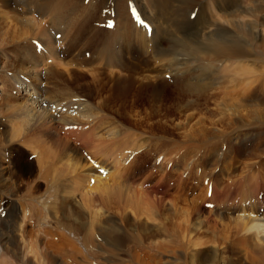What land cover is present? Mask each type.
Instances as JSON below:
<instances>
[{
  "label": "rangeland",
  "instance_id": "rangeland-1",
  "mask_svg": "<svg viewBox=\"0 0 264 264\" xmlns=\"http://www.w3.org/2000/svg\"><path fill=\"white\" fill-rule=\"evenodd\" d=\"M49 1L58 2L65 15L72 11L89 16L77 27H60L64 51L55 36L49 44L53 52L34 37L36 28L28 22L31 15L22 7L23 0L0 1V12L7 14L0 16V174L16 170L24 177L15 185L0 179V192L7 194H0V220L7 211L16 215L21 228L15 232L22 250L18 258L32 264L38 259L46 264L52 259L53 264H252L231 229L237 219L247 217L264 224V60L253 55L257 68L250 69L248 85L239 89L231 76L220 73L228 68L222 70L223 65L211 61L214 58L207 60L202 51L188 56L190 50L177 48L183 44L189 49L193 40L203 42L201 36L211 28L225 26L221 19L226 12L206 0H172L154 15L144 10L152 21L138 4L145 5L144 0ZM213 1L216 5L218 0ZM27 4L31 9L44 6ZM130 4L151 26L150 37L132 22ZM111 10L116 25L108 30L104 27ZM24 50L42 62L27 74L18 70V55ZM34 75L41 77L39 83ZM25 82L47 102L45 108L38 103L57 133L63 136L70 129L78 151L80 141L90 140V146L79 151L82 158L70 153L76 159H66V167L46 156L40 173L32 125L12 112L14 104L25 102ZM54 103L59 108L48 106ZM16 133L17 138L12 136ZM27 133L34 143H21ZM115 140L118 145H113ZM88 157L91 167L81 173L78 168ZM93 176L107 186L116 181L107 190L111 196L94 188L86 192L95 184ZM79 177L82 183L76 187L71 180ZM21 199L29 200L24 213ZM31 214L34 220L43 214V220L28 225ZM37 230L42 232L39 248L45 258L34 256L29 247L24 257L23 244L34 242ZM260 238L249 240L250 246L263 244Z\"/></svg>",
  "mask_w": 264,
  "mask_h": 264
},
{
  "label": "bare ground",
  "instance_id": "bare-ground-1",
  "mask_svg": "<svg viewBox=\"0 0 264 264\" xmlns=\"http://www.w3.org/2000/svg\"><path fill=\"white\" fill-rule=\"evenodd\" d=\"M36 1H38V0H23V2H21V3H22V7L26 11V13L31 15V19L28 22L30 23V25H32V27L36 28L35 30H33L34 31V37H40L39 41L44 42L45 46L52 44L51 38H53L58 33H62V31H60L61 30L60 27H62V26L64 27V26H67L70 24H72L73 26H76V24L86 22L89 19V16L82 17V16L77 15L76 13H73L72 11L67 12V15L71 14V17L68 18L67 15L64 14L65 11H62L61 5L58 2L51 5V2L50 1L48 2V0H39V1H41V4L44 5L43 7H35L33 9L26 7V5H28L27 3H29V2H30V5L35 4L37 6H40L41 4L40 3L37 4ZM144 1H145V5H142V2H139V1H138L139 2L138 4L141 7L144 16L147 17L148 19H150L151 21H152V19H151L150 15H148V14L153 13V15H154V13H157V12L161 13V10L168 8L172 2V0H144ZM203 1H205V0H203ZM206 1H208L209 5H214L213 7H215V6L221 7L222 10L226 12V13L223 12L224 13V16L222 15V17H224L223 19H221L222 17L219 18V19L223 20V25H225V26L224 27H218L217 29L214 30V27L211 28L212 26L209 25V27L208 26L207 27L211 28L210 31H208L207 33H204L201 36V37H203V42L201 41L199 44H197L193 40L192 45L189 49L187 48V46H185L183 44H179L177 48H179V50H181L183 52H186V49L190 50V53H187L188 56H193L192 53L195 55V54H198L199 51H202V53H204L206 55L207 60L214 58L211 61H216L220 65H223L221 68L222 70H224L223 69L224 66L228 68L227 73L222 72V71L220 73H222L224 75L231 76L232 77L231 83L235 84V87H239V89H240V87L244 83H246V85H248L250 78L246 79V77L251 75L250 69H255V67L257 68L258 63H254V62H256L254 56L256 58H258L259 60H264V0H242L243 5L241 7L239 6V2L241 0H218V1H216L217 2L216 5H215L213 0H206ZM8 5H10V4H8ZM71 5H73V4L71 3ZM87 5H88V3H87ZM87 5H85V7H87ZM15 10L17 12V9H15ZM144 10H146L147 12H150V13L147 14V12H144ZM219 13H221V12L219 11ZM1 14L2 13L0 12V16H2V15L6 16L7 15V14L6 15L5 14L1 15ZM80 15H83V14H80ZM4 16H3V18H4ZM219 16H221V15H219ZM35 18L40 20L41 22H35L36 21V20H34ZM6 19H9V18H6ZM10 19H12V17H10ZM27 20H29V18ZM11 21H14V19H12ZM15 21H18V20H15ZM8 22L9 21H7L6 23H8ZM21 23L23 25H28L27 22L22 21ZM21 23H19V24H21ZM2 24H5V23H2ZM49 26L52 27L53 30L50 29ZM10 27H12V26H10ZM226 27L227 28L232 27L235 29V31L230 32ZM74 30H76V29L74 28ZM72 31H73V29H72ZM7 32L9 33V30L6 29V32L4 35H6ZM15 33L18 35L16 30H15ZM78 33H80V31ZM192 34H193L192 36L195 35V33H192ZM67 39H69V38H67ZM47 47L50 48L51 51L54 50V48H52L54 46H52V45H49ZM26 49H28V48H26ZM49 53L51 54V52H49ZM118 53H120V52H118ZM18 56L20 57V61H21V63H20L21 67L18 68V70L19 71L24 70L26 72V74L30 68L33 70L34 69L37 70L38 69L37 67H39L42 63L37 58L38 55H35L30 50H27V51L24 50L22 53H19ZM51 56H52V54H51ZM222 56H224V58H222ZM40 78L41 77H39V75H34V77H33V79L35 80L36 83H39ZM253 78H254V80H256L255 77H253ZM25 84H26V82H25ZM206 86L210 87L209 82H208V84H206ZM21 90H22V88H21ZM22 91L23 92L21 94L23 95L25 102L23 105H21L22 104L21 103L20 104L21 106H18L19 104H17V103L14 104L15 106L12 109L15 111H12V112H16V114L19 115V117H21L22 120H24L25 122H28V124L32 125V130H33L32 135L34 137V142H35L36 146H38L40 148L38 158H37V164H38L40 173H44L45 159H47L46 156L49 158L51 157V160L57 159L58 162H60V164H65V166L67 163L66 159H68V160L69 159L72 160L73 158L76 159V157L72 158L70 153L76 152L81 157V152H79V151H81L84 148H87L86 146H90V140L85 139V140L80 141V139H77L81 143L78 147L81 150L78 151L77 147L74 145L75 140H73V135H72V132L70 131L69 128H67L69 130H67V132L63 136H61L60 132L57 133L56 132L57 130H54V128L52 127L51 122H53V121H50V119H48L50 115L43 109V108H45L43 105L44 102H43V99H40L41 96H40V93L38 92V89L33 85L30 86V85L26 84V87H24ZM38 102H40V104H42L43 108H41L39 106ZM8 110H10V109L8 108ZM32 119H33V121H31ZM46 123H48V124L46 125ZM104 123H106V122H104ZM59 125H60V122H59ZM62 125H61V127H62ZM70 125H71V123H70ZM57 126H58V124H57ZM64 128H66V127H64ZM56 129H59V128L57 127ZM58 131H60V129ZM83 131H84V129H83ZM80 133H82V132H80ZM76 135H78V134H76ZM80 135L84 136L85 133H84V135L83 134H80ZM12 136H15L17 138L20 136V134H18V133H16L15 135L12 134ZM30 136L31 135L28 133H27V135L21 136V139H20L21 143L25 144V145H27L29 143H34L33 140L30 139ZM127 136H128V134H127ZM112 137L116 138V139H120L121 136L119 137L117 134H113ZM118 144H119V142L116 140L113 142V145H118ZM46 145H48V150H46ZM43 149H44V152L45 153L47 152V154H49V155L46 154L44 156L43 155ZM76 156H78V155H76ZM84 157H85V159L87 158L86 156H84ZM81 158H80V160H81ZM90 158L88 157L89 160L88 159L85 160V163L83 162L84 164L82 166H79L78 170H80L81 173L84 170H86V167L88 169L91 167L90 164H91V161H93V160ZM70 163L74 164V167L76 165H78L73 161ZM77 163H79V162H77ZM72 164L70 166H72ZM93 166H94V164H93ZM72 167H69L68 169L69 170L73 169ZM59 168H60V166H59ZM65 169H61V170H65ZM15 171L8 170L7 173L9 174V176L8 175L6 176V172L4 174L1 173L0 174L1 181L4 183H5V181H10L9 183H12V185L17 184L18 181H19L18 183H20L22 181V177H23L22 173L21 172L18 173L17 171L16 172ZM65 171H67V170H65ZM65 171H63V173ZM90 171H88V172H90ZM70 173H72V171H70ZM64 175H62V176L64 177ZM79 175H81V174H79ZM41 176H43V175H41ZM6 177H9L8 180ZM80 178H82V177L76 178L75 179L76 181L74 179L71 180L72 183H74V185H76V187H77V185L80 186L82 183V181H78ZM93 178H94L93 182L95 184H93V187H90L88 189L89 191L87 190L86 192L90 193L91 192L90 189L94 188L91 190L101 192L102 194H109V196H111V194L109 193L110 191L108 192L107 190L110 189L109 188L110 186L116 185L115 184L116 181L114 184H112L113 183V181H112V183H111L112 185L110 184V186H107L106 183L101 182V180H99L97 177L95 178L93 176ZM108 182H109V180H108ZM117 183L120 184L119 182H117ZM84 184H85V182H84ZM84 184H82V185H84ZM3 185L4 184H2V186ZM8 186L9 185H7V187ZM119 186L120 185L115 186V187L118 188ZM17 187L19 188V185ZM82 187H84V186H82ZM133 187L131 189L134 193H136L138 190L136 191L137 188L135 189ZM76 189H78V188H76ZM10 190L11 189L9 188L8 191H10ZM13 190L14 189H12L11 192ZM80 190H78L79 191L78 193H80ZM83 191H85V189ZM118 192H119V188H118ZM128 192H131V191H128ZM9 193H8V195H9ZM66 193L68 195L69 192H65V194ZM111 193H112V188H111ZM148 193H149V191H148ZM0 194H1L2 198L7 196L5 191L2 193L0 192ZM67 195H66V197L64 196V198H66V200H67V198H69V197H67ZM86 195H87V193H86ZM101 195H100V197H102ZM121 195H122V193H121ZM93 196L94 195H92L91 197H93ZM16 197H14V198H16ZM104 197H105V195H104ZM116 198H117V196L111 197L113 202L117 200ZM20 201L22 202V204H21L22 206L24 204L26 205V207H24L25 205L23 206L24 208H21L22 206L20 207L21 208L20 213L21 212L24 213L27 209V205H29V203L27 202L29 200L22 201V199H21ZM84 204H86V203H84ZM37 205L39 207L42 206V209H43V205L41 202H39ZM254 205H256L255 207L257 208V210H259L261 208V205L258 202V199H257V201L254 202ZM84 206H86V205H84ZM241 206L245 207L244 204H242ZM255 207L252 206V208H255ZM92 213H91V215H92ZM3 214L4 215L0 220V264H19L20 262H21V264H30L31 262L28 260V258H26V260H24L23 257H22V259L18 258V251L21 252L22 250H20V248H21V247H19L20 245L19 246L17 245L18 242L16 240V235H15L16 229L20 228V227H18V224L16 222L15 213L11 210V211L4 212ZM32 215L33 214L29 215V218L27 219L28 225L30 224L31 221L34 220V219H32L34 217V215L33 216ZM92 218L91 219L93 221L96 220L95 215L92 216ZM35 220H34V222L42 221L43 220V214L40 215L39 218L35 217ZM260 220L264 222V215H263V218ZM90 222L93 223L91 220H90ZM33 224L34 223H32L31 226H33ZM41 225H42V222H41ZM234 225H235V227H234ZM234 225H233L231 230L237 236V239L235 241L236 245L238 247H240L247 254V257H248L247 259L249 260V262L252 264H264V224L257 223V220H255V218L247 217V218L237 219V223ZM91 227H92V225H91ZM102 232L105 234H111V235L114 233V231L112 232V231H107V230H103ZM85 233H87V232H85ZM37 234L38 235H37L36 240L34 242H28V243L25 242L23 244L22 248H23V252H25V251H27V249L29 247L32 250L34 256L37 257V255L40 254L39 257L41 259H43L42 257H44V256L41 255L42 251H40V248H39L41 246L40 244H43V242H42L43 236H42L41 230H37ZM91 234H92V232H91ZM259 237H261L260 242H262L263 244H261V245L256 244V245H253L251 247L250 246L251 243L249 242V240H253V238H256L258 240ZM86 240H84V241H86ZM17 246H18L19 250H18ZM37 252H39V253H37ZM27 254L28 253L25 252L24 257H27ZM44 261H46V259H44ZM53 261H54V259L49 260L47 263L50 262L51 264H53ZM37 262H38V264H46V262H43V260H40V259H38Z\"/></svg>",
  "mask_w": 264,
  "mask_h": 264
}]
</instances>
